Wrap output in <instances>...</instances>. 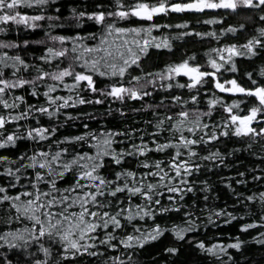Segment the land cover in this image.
Masks as SVG:
<instances>
[{"label":"snow or ice","instance_id":"1","mask_svg":"<svg viewBox=\"0 0 264 264\" xmlns=\"http://www.w3.org/2000/svg\"><path fill=\"white\" fill-rule=\"evenodd\" d=\"M48 4L49 0H0V25L14 23L36 29L40 27L38 22L57 17H46L43 13L29 14L21 9L43 8ZM241 8L258 12L260 20L264 21V0H134L133 3L108 0L107 6L101 0L91 11L72 9L78 21L87 19L99 25V36L96 32L85 35L79 32L75 35H51L50 40L58 43L59 47H46L38 57L40 63H29L20 54L9 55L7 51H0V106L10 110L7 114L0 111V149L7 150L15 146L22 137L44 145L34 148L31 155L21 153L15 161L0 155V178H3L0 180V209L5 214L0 217V224L3 225L0 230V264H20V260L9 258L10 255L15 256L17 250L22 257L26 255L28 264H68L70 259L84 254L103 256L105 253L101 247L106 251L123 246L124 250L135 251L169 230L178 241L185 240L186 233L196 226L195 221L189 219L183 227L172 225L168 229L156 223L155 217L157 213L182 210L176 202L196 190L189 185L194 183L190 177L202 169V165L196 162L197 158L223 163L219 150L204 156L197 147L209 145L212 141L218 143L222 137L264 138V83H260V80H264V66L260 67L257 78H253L256 76L254 72H245L250 86H244L237 79L240 69L235 59L255 56L257 47L264 49V27L258 29V36H251L243 44L230 43L211 48L203 66L197 61L194 52L185 53L179 62L165 64L157 72H143L142 64L151 55L150 49L173 48L169 36L153 35L154 30L174 27L170 23H157L156 19L161 14L203 13L207 9L237 11ZM136 18H139L140 23L134 22ZM206 23L215 24L217 20L212 18ZM175 27H187V22ZM239 30H246L245 25H229L221 30V34ZM5 31L7 28L0 26V32ZM187 35L220 39L216 31L197 32L195 28L191 32L179 34L180 37ZM86 41L96 43L89 44ZM28 44V40L23 41V45ZM19 47L15 42L0 41V48ZM9 67L12 69L11 78L6 75ZM133 69L142 75H132ZM25 71L31 76L30 79L20 75ZM225 74L230 75L231 79H225ZM181 76L187 78V83L179 82ZM101 77L110 80L103 88L97 86ZM162 81L167 83H160ZM208 81H212L214 88L222 93L243 94L247 101L233 99L229 103L222 95L213 92L204 101L207 111H203L199 107L203 96L201 87ZM157 84L160 88L192 90L187 99L181 95L164 98L170 99L175 105L183 104L187 110L182 109L178 113L158 118L155 130L147 133L148 139L141 135L140 143H133L131 150L113 148L115 138L127 134L112 129L88 130L81 135L56 138L61 113L66 118L65 122L78 118L65 109L76 105L103 104L104 99L101 97L121 102L125 99L143 100L152 95L147 90L148 86L152 85L155 91ZM41 85L44 88L42 92ZM25 88L30 90L33 97L42 95L45 100L43 103L27 104L23 112L11 111L25 103V95H15L17 89ZM61 88L67 89L70 94L54 95ZM85 91L90 92L93 99H87L81 94ZM9 93L12 95L9 96ZM190 101L194 107L188 109ZM245 103L250 106L242 114L241 105ZM217 108L222 111L221 119L218 122L211 119L204 122V118L212 117ZM87 115L91 118V114ZM43 116L57 117V124H41L40 118ZM28 117H33L37 126L18 123ZM11 122H17L16 131H7V125ZM84 127L87 129L89 126ZM185 129L189 135H185ZM165 132L170 135L161 140L159 137ZM50 138L53 143H48ZM80 142L90 143L96 149L95 153L83 149L77 151L74 145ZM152 152L164 154L165 159H150ZM105 157H112V167L121 169L109 173L113 179L103 174V169L108 167ZM127 158L142 159H139L136 169L132 170L123 167ZM69 175L71 182L63 187L58 186L57 182L63 184ZM239 175L244 176L245 173ZM252 180H264V170L253 175ZM238 183L245 184L247 180ZM160 189L168 193L170 207L161 204V199L157 198L164 195ZM135 198L142 199L143 204L135 203ZM257 200L261 206L258 218L242 223L241 231L264 228V191L245 196L246 202ZM215 215L227 216L229 219L224 223L236 219V216L224 209H219ZM185 216L190 217L191 213L185 212ZM211 216L209 222H212ZM136 217L142 220L151 217L153 226H145L142 230L140 226L132 224ZM16 224L21 227H15ZM130 224L132 230L125 231ZM118 232L124 234L117 235ZM253 239L264 246V232H258ZM193 243L204 253L222 257L228 253L229 248L240 249L244 242L237 236L234 243L228 244L219 241L206 244L203 240ZM33 247L36 248L35 253L31 250ZM164 251L169 255H178L180 248L171 246ZM37 255L42 258H36ZM122 256L123 253L110 256L104 264H126ZM127 261L132 264L131 255L127 256Z\"/></svg>","mask_w":264,"mask_h":264},{"label":"trees","instance_id":"2","mask_svg":"<svg viewBox=\"0 0 264 264\" xmlns=\"http://www.w3.org/2000/svg\"><path fill=\"white\" fill-rule=\"evenodd\" d=\"M101 0H49V4L43 8H22V11H27L29 14L43 13L46 17L52 16L57 19L38 22L40 27L36 29L25 28L23 25L17 26L14 23L8 25H0L7 28V31L0 32V41L15 42L20 45L19 48L9 49L0 48V51H7L9 55H22L29 63H40L38 57L44 53V50L48 46L59 47L58 43H54L50 40L51 35H75L79 32L81 35H85L89 32H96L99 36L100 26L94 25L92 21L84 19L83 22L77 20L73 16L72 9L75 8L78 11H91L94 9L96 3H100ZM107 6L108 0H103ZM127 3H133L134 0H126ZM154 2V0H150ZM259 13L255 11H249L246 9H239L237 11L232 10H205L203 13L185 12V13H169L167 15L161 14L156 19L157 23L172 24L173 28H164L162 30H154L155 36H169L172 40L173 48L168 49H150L151 55L143 60L142 68L143 72H157L162 69L165 64L179 62L184 58V54L196 53L197 61L203 66L207 60V53L211 48L222 47L224 44L236 43L243 44L247 39L253 35H259L258 29L264 27V21L259 18ZM212 18H216L217 23L207 24L206 21ZM135 23H140L139 18H136ZM187 22V27H175L178 25H184ZM123 25V22H121ZM244 24L246 30H239L235 33H223L221 30L227 28L229 25ZM145 26H147L145 24ZM195 28L197 32L216 31L220 35V39L215 37H199L196 35H187L180 37L182 32H191ZM28 40L27 46L23 45V41ZM43 43H39V42ZM86 43L94 44L96 41H86ZM237 66L240 71L237 73V79L244 85L250 86V81L245 76V72H254L258 77L259 69L264 66V49L257 47L255 56L252 57H237L235 58ZM55 63V62H54ZM209 69L210 68H206ZM12 69L9 67L6 70V75L10 77ZM35 73L33 72L32 75ZM21 76L26 79H30L31 76L28 72H21ZM132 75H142L138 70L133 69ZM225 79H231L230 75L225 74ZM159 78L157 77V80ZM180 83H187L186 77H179ZM51 82V81H49ZM108 78H99L97 86L103 88L105 84L109 83ZM143 82V81H142ZM160 83H167L162 81ZM175 83V81H173ZM260 83H264V80H260ZM41 92L44 90L43 85L40 88ZM149 92L152 93L149 97H144L143 100H131L125 99L121 102L118 100H112L110 97L104 98L103 104H84L76 105L75 107H69L65 111L70 112L76 119L68 120L61 113L58 117L59 128L57 139L63 136L69 135H81L88 130L99 131L104 130H116L127 135H120L115 138L113 148L119 150L126 148L131 150L133 143H140V136L144 135L146 139L147 133L155 130L156 120L162 118L165 115H172L178 113L180 110L185 109L183 104L175 105L170 99H164L171 95H181L185 99L188 98L189 89H167L160 88L159 84L153 91V86L149 85ZM216 95H222L224 100L231 102L233 99H241L247 101V97L236 94L222 93L220 90L214 88L212 81H208L205 86L201 87V93L203 94L201 104L199 107L203 111H207L204 106V101L211 93ZM70 94L67 89H59L54 95H68ZM87 99H93L90 92L85 91L81 93ZM194 94V92H193ZM12 93H9L11 96ZM15 95H25V103L15 110V112H23L26 110L27 104L43 103L45 98L41 95L39 97H33L29 89L23 90L17 89ZM163 101V102H162ZM11 102V101H10ZM255 102V101H253ZM19 103V102H18ZM148 105H152L151 108ZM250 106L247 103L241 105L240 113H244V109ZM194 107L189 102L188 109ZM170 109V111H169ZM0 111L7 114V109ZM123 112V114H121ZM91 114V118L89 115ZM159 114V115H157ZM226 115V114H225ZM222 117V111L217 108L213 113V116L204 118V122H208L210 119L219 121ZM16 123L11 122L7 125V131H16ZM23 126H37L36 120L33 117L27 119H21L18 122ZM40 123L45 126H52L57 124V117L49 118L43 116L40 118ZM167 123V122H166ZM84 125L89 127L86 129ZM136 131L133 132L132 130ZM185 135H189L187 129L184 130ZM170 135L165 132L163 136L159 138L163 140L166 136ZM48 143H53L50 138ZM95 143L94 141L92 142ZM251 145V147H249ZM44 146L41 142L32 141L26 137H22L17 141L15 146H10L7 150L0 149V155L10 157L15 161L21 153L31 155L32 151L36 147ZM77 151L83 149V151L95 153L96 149L91 146L90 143L80 142L74 145ZM45 150H47L45 148ZM55 150V147L54 149ZM197 150L201 155L207 156L209 152L219 150L223 157V163L219 160L208 161L199 160L196 162L202 165L200 172L194 173L190 180L194 183L189 185L196 190L188 193L182 201H177L182 208L181 211L172 210L168 213H157L155 217L156 223H160L163 226L171 229L172 225L185 226L188 224L189 219L195 221L196 226L191 232L186 233L184 241H178L175 234L172 231H166L157 240L150 241L144 245L143 248H137L135 251L124 250L123 246L119 249H107L104 250L101 247V251H104L103 256L91 257L87 254L82 255L76 259H70L68 264H104L108 257L113 255H120L123 253L122 258L125 259L128 264L127 256H132V264H264V246L257 243L253 237L257 236L258 232H264V228L249 229L247 232L241 231L240 225L242 223L250 222L252 219L258 218L257 213L260 210V204L256 202H246L245 196L264 191V180L253 181L252 176L260 174L264 170V138L252 139L250 137H232L221 138L217 143L215 141L210 142L209 145L202 147L198 146ZM170 154V153H169ZM150 159H165V155L162 153L152 152L149 156ZM187 159V157H184ZM139 159L142 158H127V162L123 164L124 168L136 169V165L139 163ZM108 167L103 169V174L107 175L109 179L114 177L109 175L110 172L120 171L121 169L112 167V157H105ZM18 166V165H16ZM259 166V167H258ZM31 171V170H29ZM143 171V169H140ZM239 173H245L244 176H240ZM172 175L173 173H169ZM3 178H0L2 180ZM247 180V183L240 184L238 181ZM71 182V176H66L63 184L59 181L58 186H66ZM206 182V183H205ZM231 184V187H229ZM164 193L161 199V204L169 206L168 193L164 189H160ZM179 194H177L178 196ZM135 203L143 204V200L135 198ZM247 204V206H245ZM219 209H224L226 212H231L236 216L235 220H231L229 223H224L229 218L227 216L218 217L215 213ZM185 212L191 213V216H185ZM211 216L212 222H209V216ZM4 211L0 209V217H4ZM26 223V221H25ZM132 224L138 225L143 230L145 226L152 227V218L145 217L143 220L136 217ZM15 227H21L20 224H16ZM3 229V225L0 224V230ZM132 225H128L126 230L130 232ZM124 233L118 232L117 235H123ZM239 237L244 243L240 249L229 248L228 253L222 257H213L210 254L202 252L193 241L203 240L206 244L223 242L224 244L234 243L235 238ZM118 242V241H117ZM175 246L180 248L178 255H169L164 251L165 248ZM34 253L36 248L31 249ZM229 256L232 257L229 260ZM10 259L20 260V264H28V258L21 256L19 250L15 256L10 255ZM36 258H42L41 255H37Z\"/></svg>","mask_w":264,"mask_h":264},{"label":"flooded vegetation","instance_id":"3","mask_svg":"<svg viewBox=\"0 0 264 264\" xmlns=\"http://www.w3.org/2000/svg\"><path fill=\"white\" fill-rule=\"evenodd\" d=\"M207 10H213V11H217V10H221V9H207ZM225 10V9H224ZM205 70H209V69H205ZM227 76L225 75V77L224 78H226ZM262 126H264V125H262Z\"/></svg>","mask_w":264,"mask_h":264},{"label":"water","instance_id":"4","mask_svg":"<svg viewBox=\"0 0 264 264\" xmlns=\"http://www.w3.org/2000/svg\"><path fill=\"white\" fill-rule=\"evenodd\" d=\"M195 13H197V12H195ZM240 95H242V94H240Z\"/></svg>","mask_w":264,"mask_h":264}]
</instances>
